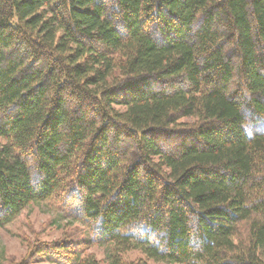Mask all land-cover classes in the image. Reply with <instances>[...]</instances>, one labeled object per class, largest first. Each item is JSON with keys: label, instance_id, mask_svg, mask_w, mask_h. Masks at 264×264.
Returning a JSON list of instances; mask_svg holds the SVG:
<instances>
[{"label": "trees", "instance_id": "16d2710c", "mask_svg": "<svg viewBox=\"0 0 264 264\" xmlns=\"http://www.w3.org/2000/svg\"><path fill=\"white\" fill-rule=\"evenodd\" d=\"M50 202L21 264H264V0H0V230Z\"/></svg>", "mask_w": 264, "mask_h": 264}, {"label": "rangeland", "instance_id": "374dc122", "mask_svg": "<svg viewBox=\"0 0 264 264\" xmlns=\"http://www.w3.org/2000/svg\"><path fill=\"white\" fill-rule=\"evenodd\" d=\"M66 211L53 202L32 206L1 229L0 264H21L31 259L32 250L38 242L85 239V228L74 222ZM89 252L104 263L106 248L91 247ZM129 258L134 262L143 259L137 252H131ZM148 264L163 263L149 261Z\"/></svg>", "mask_w": 264, "mask_h": 264}]
</instances>
